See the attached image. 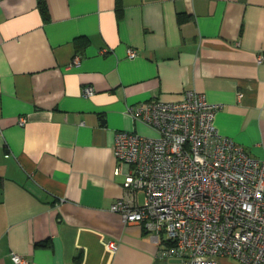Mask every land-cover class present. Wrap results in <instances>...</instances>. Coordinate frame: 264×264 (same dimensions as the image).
I'll use <instances>...</instances> for the list:
<instances>
[{"label": "crops", "instance_id": "obj_1", "mask_svg": "<svg viewBox=\"0 0 264 264\" xmlns=\"http://www.w3.org/2000/svg\"><path fill=\"white\" fill-rule=\"evenodd\" d=\"M117 1L45 0V20L38 0H0V264H163L111 210L116 130L154 133L129 106L193 88L223 104L220 133L264 157V0Z\"/></svg>", "mask_w": 264, "mask_h": 264}, {"label": "built area", "instance_id": "obj_2", "mask_svg": "<svg viewBox=\"0 0 264 264\" xmlns=\"http://www.w3.org/2000/svg\"><path fill=\"white\" fill-rule=\"evenodd\" d=\"M136 54L128 48L129 57ZM79 61L76 54L73 63ZM94 91L91 84L82 88L85 96ZM222 107L187 88L177 101L128 107L153 134L124 129L114 134V173L123 166L126 173L124 195L111 210L124 223H142L159 244L163 264H218L219 256L264 264V157L219 132L214 117ZM25 122L18 118V124ZM137 191L144 194L141 203ZM107 247L115 250L117 243ZM10 256L14 264H29L21 254Z\"/></svg>", "mask_w": 264, "mask_h": 264}, {"label": "trees", "instance_id": "obj_3", "mask_svg": "<svg viewBox=\"0 0 264 264\" xmlns=\"http://www.w3.org/2000/svg\"><path fill=\"white\" fill-rule=\"evenodd\" d=\"M38 8L42 14V17L46 20L48 19V9L45 0H38ZM117 10L118 12L121 10V4L119 0L117 1Z\"/></svg>", "mask_w": 264, "mask_h": 264}, {"label": "rangeland", "instance_id": "obj_4", "mask_svg": "<svg viewBox=\"0 0 264 264\" xmlns=\"http://www.w3.org/2000/svg\"><path fill=\"white\" fill-rule=\"evenodd\" d=\"M141 202H142V201H141ZM141 202H140V203H141Z\"/></svg>", "mask_w": 264, "mask_h": 264}]
</instances>
